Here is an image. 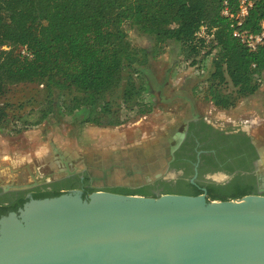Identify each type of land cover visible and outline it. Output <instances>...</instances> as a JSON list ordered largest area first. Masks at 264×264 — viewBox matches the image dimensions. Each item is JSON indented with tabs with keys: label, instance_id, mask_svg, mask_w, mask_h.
Wrapping results in <instances>:
<instances>
[{
	"label": "trees",
	"instance_id": "16d2710c",
	"mask_svg": "<svg viewBox=\"0 0 264 264\" xmlns=\"http://www.w3.org/2000/svg\"><path fill=\"white\" fill-rule=\"evenodd\" d=\"M224 1L0 0V127L19 132L38 126L56 108L67 115L86 109V122L100 125L107 117L108 124L118 125L119 109L145 106L141 76L170 42L181 45L191 65L210 69L205 98L219 109L234 107L261 86L264 43L251 50L233 36L231 21L222 14ZM227 1L237 9L239 0ZM263 22L264 0H253L242 28L259 32ZM134 29L152 38V48L132 43L128 30ZM23 45L33 58L20 54ZM228 84L234 92L225 91ZM19 86L35 91L33 105L23 112L25 104L8 97ZM125 191L119 190L134 194ZM223 191L209 193L210 199L246 194ZM45 196L54 195L34 197Z\"/></svg>",
	"mask_w": 264,
	"mask_h": 264
},
{
	"label": "water",
	"instance_id": "95a60500",
	"mask_svg": "<svg viewBox=\"0 0 264 264\" xmlns=\"http://www.w3.org/2000/svg\"><path fill=\"white\" fill-rule=\"evenodd\" d=\"M0 264H264V194L32 198L0 218Z\"/></svg>",
	"mask_w": 264,
	"mask_h": 264
},
{
	"label": "rangeland",
	"instance_id": "374dc122",
	"mask_svg": "<svg viewBox=\"0 0 264 264\" xmlns=\"http://www.w3.org/2000/svg\"><path fill=\"white\" fill-rule=\"evenodd\" d=\"M128 32L132 43L152 48L151 37L135 29ZM209 76V68L202 71L198 65H191L185 60L181 45L170 42L155 59H151L141 76L147 87L142 95L145 106L142 109H119L120 124H108L106 117L102 124L96 125L85 121L86 109L67 115L56 108L38 126L19 132L12 130L11 126L0 127V182L24 183L28 179L32 180L31 174L35 169L39 178H51V173L55 175L66 170L64 164L71 170L91 166L100 175L102 171L98 170V165L103 164L108 171L115 172L114 175L119 179L125 173L128 160L129 170H135L136 175L144 172L145 177L149 174L153 178L164 171L162 167H153L157 156L154 147L159 137L175 124L191 118L192 110L197 115H208L220 123L253 121L256 132L264 133L263 84L254 94L239 98L234 107L210 110L213 103L205 98ZM224 89L226 92L235 90L231 84L224 86ZM34 94L33 86H19L11 90L8 97L12 103L19 101L25 104L20 110L23 112L33 105L31 99ZM164 94L172 96L174 102L162 98ZM174 137H179V134ZM113 149L120 152L114 151L112 154ZM134 155H137L136 158ZM147 158L153 165L147 162ZM48 160L55 161L52 167L54 171L46 165ZM136 163L139 164L137 168ZM113 179L116 183L117 180ZM107 182L113 183V180L109 178Z\"/></svg>",
	"mask_w": 264,
	"mask_h": 264
},
{
	"label": "flooded vegetation",
	"instance_id": "af4514ba",
	"mask_svg": "<svg viewBox=\"0 0 264 264\" xmlns=\"http://www.w3.org/2000/svg\"><path fill=\"white\" fill-rule=\"evenodd\" d=\"M253 123H220L208 115H197L192 110L191 118L175 124L159 137L154 147L157 156L153 167H162L164 171L153 178L149 174L145 177L144 172L136 175L135 170H129L130 160L125 163V173L119 179L114 175L115 172L108 171L103 164L98 165L101 175L91 166L71 170L64 164V172L55 175L51 173V178L44 179L38 177V171L34 168L32 180L28 179L24 183L0 182V218L12 211L18 212L19 208L40 192L58 196L79 190L83 198H88L97 190L121 193L119 190L122 189L146 196L205 193L209 199V193L221 194L223 190L230 193L243 191L246 192L244 196L264 194V133L256 132ZM175 134H179V137L175 138ZM134 156L136 158L137 155ZM54 162H46L51 171L55 170L52 168ZM135 166L137 168L139 164ZM109 178L113 183L107 182ZM113 178L120 183H114ZM22 185L27 187L22 188ZM57 193L60 194L55 195ZM46 197L53 196L42 198ZM23 198L28 200L14 209L12 206Z\"/></svg>",
	"mask_w": 264,
	"mask_h": 264
},
{
	"label": "built area",
	"instance_id": "2783aa9c",
	"mask_svg": "<svg viewBox=\"0 0 264 264\" xmlns=\"http://www.w3.org/2000/svg\"><path fill=\"white\" fill-rule=\"evenodd\" d=\"M253 6V0H239V4L236 10H234L227 0L224 1L222 8V14L231 21V28H233V36L238 38L243 44H245L251 50L257 49V47L264 43V22L259 32H251L247 29H243L242 26L246 17L249 14L250 8ZM201 31H205V27H201ZM10 45H4L3 49H10ZM19 52L26 58H33L32 51L27 45L19 47ZM201 70H204L202 65ZM264 86V77L259 80Z\"/></svg>",
	"mask_w": 264,
	"mask_h": 264
},
{
	"label": "crops",
	"instance_id": "0c3cea01",
	"mask_svg": "<svg viewBox=\"0 0 264 264\" xmlns=\"http://www.w3.org/2000/svg\"><path fill=\"white\" fill-rule=\"evenodd\" d=\"M162 98H164L166 101H168V102H174L173 100H174V98L172 97V96H167V95H165L164 94V96H162ZM181 100H183V98L181 99ZM187 101H188V99H187ZM210 110H214V109H217L216 108V106L215 105H213L212 104V106H210ZM114 151H117V152H120L119 150H116V149H113V151L111 152L112 154L114 153ZM113 165V164H112Z\"/></svg>",
	"mask_w": 264,
	"mask_h": 264
}]
</instances>
